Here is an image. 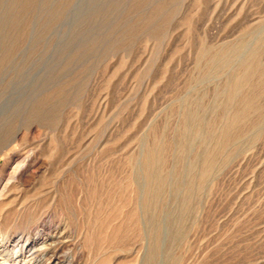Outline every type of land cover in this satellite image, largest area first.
<instances>
[{
    "label": "rangeland",
    "instance_id": "374dc122",
    "mask_svg": "<svg viewBox=\"0 0 264 264\" xmlns=\"http://www.w3.org/2000/svg\"><path fill=\"white\" fill-rule=\"evenodd\" d=\"M2 190L0 264H264V0H0Z\"/></svg>",
    "mask_w": 264,
    "mask_h": 264
},
{
    "label": "bare ground",
    "instance_id": "6f19581e",
    "mask_svg": "<svg viewBox=\"0 0 264 264\" xmlns=\"http://www.w3.org/2000/svg\"><path fill=\"white\" fill-rule=\"evenodd\" d=\"M33 163H34V161H33ZM33 163L31 162L30 158L25 159V161H19L17 163V165L12 169L10 179L19 180V181L22 180L25 177L26 173H28L30 171L31 167L34 165ZM23 181H24V179H23ZM5 188L6 187H4V189ZM5 192L6 191H4V190L0 191V199L4 196ZM8 194L9 193H7V195ZM0 203H2V202H0ZM14 242L15 243L12 244L11 247L14 248L15 251H14V253L9 254V255H6V252L9 249V247H8L9 243L7 241L0 243V258L4 259V257H5L6 260L10 263H17L23 257V254L27 253L28 256H26V260L28 259L29 262H31V260H34L36 258L35 257L36 251L41 250L43 248H46V246H48V245H53L54 237H50V236L49 237H43V238L41 237V238H38L37 240H34L33 242H31L29 239H27V238L25 239L24 237L21 236L20 238L17 239V241H14ZM52 261H54L53 257L51 258L50 262H52Z\"/></svg>",
    "mask_w": 264,
    "mask_h": 264
}]
</instances>
